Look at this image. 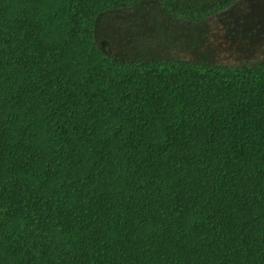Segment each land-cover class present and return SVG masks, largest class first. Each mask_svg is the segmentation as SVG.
I'll list each match as a JSON object with an SVG mask.
<instances>
[{"label":"trees","instance_id":"16d2710c","mask_svg":"<svg viewBox=\"0 0 264 264\" xmlns=\"http://www.w3.org/2000/svg\"><path fill=\"white\" fill-rule=\"evenodd\" d=\"M235 2L0 0V264H264V57L164 35Z\"/></svg>","mask_w":264,"mask_h":264},{"label":"rangeland","instance_id":"374dc122","mask_svg":"<svg viewBox=\"0 0 264 264\" xmlns=\"http://www.w3.org/2000/svg\"><path fill=\"white\" fill-rule=\"evenodd\" d=\"M193 26L178 35L167 30L165 38L185 36V43L191 45L196 53L205 52V56L225 62L264 57V0H236L226 9ZM134 40L146 43L125 30L117 34L118 47H122L123 42Z\"/></svg>","mask_w":264,"mask_h":264}]
</instances>
